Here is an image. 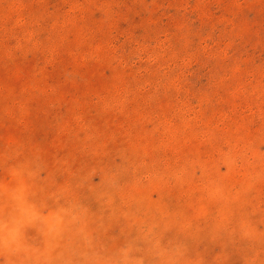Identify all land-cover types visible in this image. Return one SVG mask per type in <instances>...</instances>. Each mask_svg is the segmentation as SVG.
<instances>
[{
  "label": "rangeland",
  "instance_id": "374dc122",
  "mask_svg": "<svg viewBox=\"0 0 264 264\" xmlns=\"http://www.w3.org/2000/svg\"><path fill=\"white\" fill-rule=\"evenodd\" d=\"M0 264H264V0H0Z\"/></svg>",
  "mask_w": 264,
  "mask_h": 264
}]
</instances>
